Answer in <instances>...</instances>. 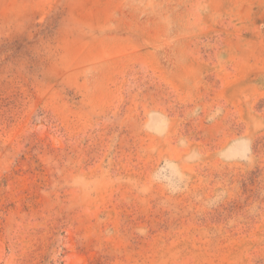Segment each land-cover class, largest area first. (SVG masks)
Returning <instances> with one entry per match:
<instances>
[{
	"label": "rangeland",
	"instance_id": "obj_1",
	"mask_svg": "<svg viewBox=\"0 0 264 264\" xmlns=\"http://www.w3.org/2000/svg\"><path fill=\"white\" fill-rule=\"evenodd\" d=\"M0 264H264V0H0Z\"/></svg>",
	"mask_w": 264,
	"mask_h": 264
}]
</instances>
